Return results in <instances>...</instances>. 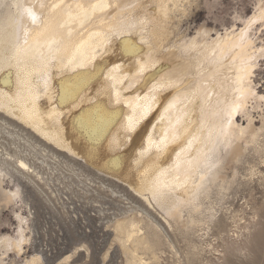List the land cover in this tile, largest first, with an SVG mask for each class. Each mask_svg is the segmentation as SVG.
<instances>
[{
  "label": "bare ground",
  "instance_id": "1",
  "mask_svg": "<svg viewBox=\"0 0 264 264\" xmlns=\"http://www.w3.org/2000/svg\"><path fill=\"white\" fill-rule=\"evenodd\" d=\"M199 4L0 0V113L123 182L164 213L191 251L192 234L218 222L213 201L231 191L238 166L251 165L250 179L264 182V93L256 81L264 3L257 0L247 20L234 19L244 21L241 28L220 33L202 25L186 34L182 23ZM253 111L261 113L260 127ZM11 156L0 149V216L10 209L17 231L0 236V264L29 241L20 188L10 186ZM258 156L261 164H252ZM15 159L11 169L35 171ZM113 228L126 264H160L167 243L157 223L133 213ZM25 264H43L42 257Z\"/></svg>",
  "mask_w": 264,
  "mask_h": 264
},
{
  "label": "rangeland",
  "instance_id": "2",
  "mask_svg": "<svg viewBox=\"0 0 264 264\" xmlns=\"http://www.w3.org/2000/svg\"><path fill=\"white\" fill-rule=\"evenodd\" d=\"M256 3L257 0H220L211 8L200 0L198 8L182 23V31L194 35L202 25L220 33L232 30L235 24L241 28L243 20L256 12ZM239 15L243 20L236 22ZM256 29L264 44V21ZM256 75L259 91L264 93V59L260 60ZM260 115V111H253L257 127L261 126ZM236 119L246 125L244 117L238 115ZM23 129L0 113V149L12 155L8 162L15 182L10 186L20 188L25 204L22 213L29 220V241L23 245V253H9L7 264L13 259L16 264H25V259L34 255H40L43 264H126L114 242L113 224L133 213L147 216L161 228L167 247L160 250V264H264V182L256 176L250 179L251 165L238 166L239 175L231 191L222 201L212 200L219 220L192 234L190 240L196 248L191 251L183 234L168 225L164 213L145 204L123 182ZM261 140L259 146L264 150V137ZM15 157L27 161L36 172L28 176L11 169L16 167ZM256 159L252 164H261V158ZM260 167L264 169L263 165ZM16 228L12 211H3L0 236L14 237Z\"/></svg>",
  "mask_w": 264,
  "mask_h": 264
},
{
  "label": "snow or ice",
  "instance_id": "3",
  "mask_svg": "<svg viewBox=\"0 0 264 264\" xmlns=\"http://www.w3.org/2000/svg\"><path fill=\"white\" fill-rule=\"evenodd\" d=\"M34 19V18H33ZM23 167V165H21Z\"/></svg>",
  "mask_w": 264,
  "mask_h": 264
}]
</instances>
